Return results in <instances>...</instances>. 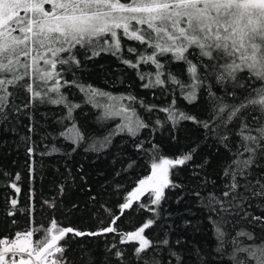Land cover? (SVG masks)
Wrapping results in <instances>:
<instances>
[{
	"label": "trees",
	"instance_id": "obj_1",
	"mask_svg": "<svg viewBox=\"0 0 264 264\" xmlns=\"http://www.w3.org/2000/svg\"><path fill=\"white\" fill-rule=\"evenodd\" d=\"M112 28L0 56V239L87 234L56 264H264V68L227 39L204 54L170 24ZM164 164L160 199L131 202ZM147 222L139 250L126 238Z\"/></svg>",
	"mask_w": 264,
	"mask_h": 264
},
{
	"label": "rangeland",
	"instance_id": "obj_2",
	"mask_svg": "<svg viewBox=\"0 0 264 264\" xmlns=\"http://www.w3.org/2000/svg\"><path fill=\"white\" fill-rule=\"evenodd\" d=\"M169 24L172 41L182 40L184 46L208 54L210 43L218 48L219 41L227 39L245 66L264 68L259 56L264 41V0H0V56L8 64L18 59L21 50H36V58L48 57L52 50L50 55L55 56L73 43L98 42L95 38L104 28H120L129 35L132 26L142 32L145 26H156L159 31L158 27ZM112 29L111 38L117 41V29ZM137 34L130 36H142ZM166 184L164 171L159 182H153L155 200ZM147 225L126 238L136 242L139 250L148 245L143 236Z\"/></svg>",
	"mask_w": 264,
	"mask_h": 264
},
{
	"label": "built area",
	"instance_id": "obj_3",
	"mask_svg": "<svg viewBox=\"0 0 264 264\" xmlns=\"http://www.w3.org/2000/svg\"><path fill=\"white\" fill-rule=\"evenodd\" d=\"M60 250L59 246L54 247L37 262L35 257L39 254L40 249L33 245L29 234L19 233L11 238L0 239V264L23 261H29L30 264H56L54 256Z\"/></svg>",
	"mask_w": 264,
	"mask_h": 264
},
{
	"label": "water",
	"instance_id": "obj_4",
	"mask_svg": "<svg viewBox=\"0 0 264 264\" xmlns=\"http://www.w3.org/2000/svg\"><path fill=\"white\" fill-rule=\"evenodd\" d=\"M166 164L160 166L159 169H156V170H152L147 178V180L140 186H138L137 188H135V190H133V192L131 193L130 195V200L131 202H135V201H138L140 200V198L142 196H144L146 193H148L149 191L152 190L153 188V182L154 183H158L159 182V178L161 176V174L164 172L165 168H166ZM102 233H105V232H101L99 234H93V236H96V235H100ZM67 234H73V235H76L78 237H83L87 234H78L77 232H74L72 230H64L60 233H57V234H51L50 235V240L40 249V252L39 254L35 257V260L37 262L40 261V259L42 258V256L49 250L53 249L55 246L58 245V242L60 241V239L62 237H64L65 235ZM12 264H30L29 261H23V262H15V263H12Z\"/></svg>",
	"mask_w": 264,
	"mask_h": 264
}]
</instances>
